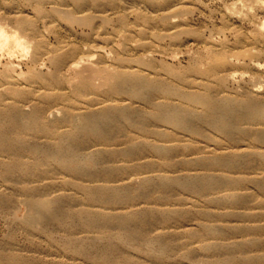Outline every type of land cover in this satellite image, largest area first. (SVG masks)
Wrapping results in <instances>:
<instances>
[{
    "label": "rangeland",
    "instance_id": "1",
    "mask_svg": "<svg viewBox=\"0 0 264 264\" xmlns=\"http://www.w3.org/2000/svg\"><path fill=\"white\" fill-rule=\"evenodd\" d=\"M0 25L32 45L0 55V264H264V0H0Z\"/></svg>",
    "mask_w": 264,
    "mask_h": 264
},
{
    "label": "bare ground",
    "instance_id": "2",
    "mask_svg": "<svg viewBox=\"0 0 264 264\" xmlns=\"http://www.w3.org/2000/svg\"><path fill=\"white\" fill-rule=\"evenodd\" d=\"M167 1V0H166ZM78 5H81V4H78ZM77 5V6H78ZM62 12H64V11H62ZM65 13H67V12H65ZM84 20V19H83ZM28 21V20H27ZM6 32H7V35L9 36V37H11L14 33H16V32H14V31H12V32H8L7 30H6ZM27 35V34H26ZM26 38V37H25ZM28 40V39H27ZM1 53H6V55L7 54H9V53H12L13 55L12 56H14L16 53H18V51L16 50V44H15V41L14 40H12V39H9L6 43H5V41L3 40V39H0V55H1ZM20 53V52H19ZM18 53V54H19ZM225 59V58H224ZM226 61V60H225ZM94 72V71H93ZM99 72V71H98ZM97 72V73H98ZM9 76V75H8ZM95 76H96V74H95ZM105 78L107 79V77L105 76ZM103 79H104V77H103ZM106 81V80H105ZM10 85V84H9ZM126 85V82L125 81H118L116 84H115V88H117V89H119V91L121 92V90L120 89H122L123 90V87ZM84 87L85 88H89L90 87V85L88 84V83H86V84H84ZM124 89H125V87H124ZM12 91V90H11ZM118 91V90H117ZM194 99H197V100H199V101H201V102H206V99L205 98H202V97H199V96H196V97H194ZM231 102H233L232 100H231ZM240 103H241V101H240ZM233 104H235L234 102H233ZM241 106V105H240ZM242 107V106H241ZM240 107V108H241ZM245 108V111H243L244 113H248V111L250 110V109H255V110H257L259 113H262V108L260 107V106H258V105H251V104H248V105H246L245 107H243V109ZM242 109V110H243ZM231 111V110H230ZM54 114V113H53ZM52 114V115H53ZM177 115H179V114H177ZM16 116V113L14 112V113H10V118L11 119H13L14 117ZM173 116H174V114H173ZM173 116H168V118H169V120H174L173 119ZM176 116V115H175ZM174 116V117H175ZM178 117V116H177ZM177 117H176V119L174 120L175 122L177 121ZM99 137H101V139H103V140H106V136H104V135H102L101 134V136H99ZM10 141H9V139H8V137L6 136V135H0V146H4V145H7L8 143H9ZM216 162H217V160H215ZM18 169V168H20V164H15V163H12V164H7L6 165V173H9V172H11V171H13V170H15V169ZM111 177V176H110ZM203 187H205V186H203ZM125 188V187H124ZM99 193L101 194V196L104 198V200H108L110 197H108V192H107V190L106 189H100L99 190ZM47 211V210H46ZM49 212H51L50 210H49ZM52 215H54V213H52ZM31 216V215H30ZM138 218L141 220V221H145V220H147L145 217H143V215L142 214H138ZM39 218V217H38ZM55 218V217H54ZM119 219V218H118ZM123 221V220H122ZM126 221V220H125ZM121 222V221H120ZM146 222V221H145ZM82 245L79 243L78 244V252H82V253H84V250L83 249H81L82 247H81ZM80 250V251H79Z\"/></svg>",
    "mask_w": 264,
    "mask_h": 264
},
{
    "label": "clouds",
    "instance_id": "3",
    "mask_svg": "<svg viewBox=\"0 0 264 264\" xmlns=\"http://www.w3.org/2000/svg\"><path fill=\"white\" fill-rule=\"evenodd\" d=\"M7 25H0V39H3L5 43L12 39L15 41L16 50L23 54V57L26 59L31 51V42L27 40L25 37L20 36L19 33H14L11 37L7 35L6 32ZM12 53L7 54L8 58L12 57Z\"/></svg>",
    "mask_w": 264,
    "mask_h": 264
}]
</instances>
